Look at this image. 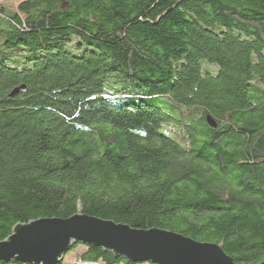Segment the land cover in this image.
I'll return each mask as SVG.
<instances>
[{"label":"trees","instance_id":"1","mask_svg":"<svg viewBox=\"0 0 264 264\" xmlns=\"http://www.w3.org/2000/svg\"><path fill=\"white\" fill-rule=\"evenodd\" d=\"M78 213L264 260V0L0 14V241ZM78 246L71 264L148 262Z\"/></svg>","mask_w":264,"mask_h":264},{"label":"water","instance_id":"2","mask_svg":"<svg viewBox=\"0 0 264 264\" xmlns=\"http://www.w3.org/2000/svg\"><path fill=\"white\" fill-rule=\"evenodd\" d=\"M207 122L215 127L209 118ZM77 242L101 247L134 263L239 264L216 243L196 241L165 229H136L81 213L66 219L42 218L16 224L0 241V261L56 264Z\"/></svg>","mask_w":264,"mask_h":264},{"label":"rangeland","instance_id":"3","mask_svg":"<svg viewBox=\"0 0 264 264\" xmlns=\"http://www.w3.org/2000/svg\"><path fill=\"white\" fill-rule=\"evenodd\" d=\"M21 0H0V14L14 12L16 10L17 4ZM151 1V0H147ZM181 1V0H179ZM168 7V6H167ZM169 8V7H168ZM168 8H166L168 10ZM80 247V246H78ZM84 250V247L80 248H73L67 251L64 254V264H71L73 261L77 260L79 258V254ZM142 264H151L149 262H144Z\"/></svg>","mask_w":264,"mask_h":264}]
</instances>
